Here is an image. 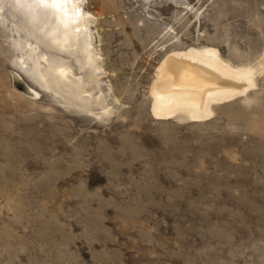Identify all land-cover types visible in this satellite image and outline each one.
<instances>
[{"label":"rangeland","instance_id":"1","mask_svg":"<svg viewBox=\"0 0 264 264\" xmlns=\"http://www.w3.org/2000/svg\"><path fill=\"white\" fill-rule=\"evenodd\" d=\"M86 10L122 101L105 119L39 84L28 36L0 6V264H264V77L206 122L150 112L171 42L258 59L264 0H89Z\"/></svg>","mask_w":264,"mask_h":264},{"label":"bare ground","instance_id":"2","mask_svg":"<svg viewBox=\"0 0 264 264\" xmlns=\"http://www.w3.org/2000/svg\"><path fill=\"white\" fill-rule=\"evenodd\" d=\"M86 3L89 0H0L28 36L25 64L32 62L29 70L39 84L83 114L105 119L122 101L107 83L110 72L95 45L97 15L86 10ZM174 43L151 76L150 112L155 119L209 121L218 108L256 91L264 77V50L258 59L235 60L215 44ZM30 95L38 92L30 87Z\"/></svg>","mask_w":264,"mask_h":264},{"label":"water","instance_id":"3","mask_svg":"<svg viewBox=\"0 0 264 264\" xmlns=\"http://www.w3.org/2000/svg\"><path fill=\"white\" fill-rule=\"evenodd\" d=\"M23 89H25L23 86H22Z\"/></svg>","mask_w":264,"mask_h":264}]
</instances>
